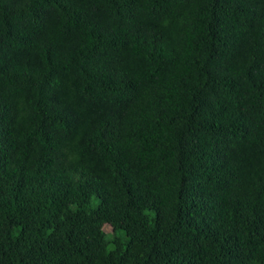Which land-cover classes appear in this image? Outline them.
Masks as SVG:
<instances>
[{
	"label": "trees",
	"instance_id": "trees-1",
	"mask_svg": "<svg viewBox=\"0 0 264 264\" xmlns=\"http://www.w3.org/2000/svg\"><path fill=\"white\" fill-rule=\"evenodd\" d=\"M0 264H264V0H0Z\"/></svg>",
	"mask_w": 264,
	"mask_h": 264
},
{
	"label": "rangeland",
	"instance_id": "rangeland-1",
	"mask_svg": "<svg viewBox=\"0 0 264 264\" xmlns=\"http://www.w3.org/2000/svg\"><path fill=\"white\" fill-rule=\"evenodd\" d=\"M105 231H106L107 233H111V232H112V227H110V226H106V227H105Z\"/></svg>",
	"mask_w": 264,
	"mask_h": 264
}]
</instances>
